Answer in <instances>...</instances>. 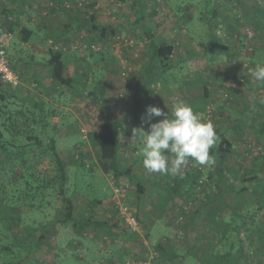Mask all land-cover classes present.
Returning a JSON list of instances; mask_svg holds the SVG:
<instances>
[{
    "label": "rangeland",
    "instance_id": "374dc122",
    "mask_svg": "<svg viewBox=\"0 0 264 264\" xmlns=\"http://www.w3.org/2000/svg\"><path fill=\"white\" fill-rule=\"evenodd\" d=\"M145 1L149 8L147 21L158 36L175 46L171 62L177 65L161 75L160 88L144 105L143 116L149 105L169 113L175 104L183 102L203 119L211 121L219 136L218 143L224 138L233 140L232 151L220 154L217 144L210 153L215 164L193 166L189 162L183 178L148 173L142 163L143 145L141 140L132 138L131 122L125 126L129 130L122 131L120 136L119 160L124 168H131L132 175L117 177L106 172L96 130L79 124L69 135L61 128L68 125L72 130L75 122L90 118L88 114L95 117L98 106L106 111V115L99 113V118L103 115L114 119L120 103L124 110V105L128 107L132 102L148 56L146 39L133 26L137 6L132 0L125 3L43 0L47 14L51 2L71 5L51 15L59 32L56 36L48 34L46 51L51 48L73 55L67 57V62L74 58L69 69L72 72L76 59L79 60L84 66V70L78 69L83 77L93 68L95 77L104 75L107 70L101 63L112 55L122 83L104 95L97 89L102 99L92 108L83 95L76 100L63 91L49 104L46 96L40 97L43 89L36 82L30 81L25 92L24 84L12 88L0 82V91L9 96L6 100L0 98V124L7 120L9 113H15L14 120L19 118L23 129H28L21 122L26 118L16 113L34 111L40 115L39 119L34 123L28 120V124L44 142L55 136L58 149L68 163L65 194L56 187L42 186L56 171L51 158L40 148L26 156L25 162L10 160L0 167V264L11 259L22 260L23 264H153L155 247L159 245L180 256L162 259L160 264H215L219 254L230 250L232 243L237 248L238 239L243 241L244 250H233V263L264 264V135L258 137L254 128L257 117L251 114L244 127L236 126L248 108L239 93L244 91L250 97L257 92L264 95V88L249 74L256 65L264 63V0ZM92 16L99 24L116 27V32L101 36L91 26ZM13 37L9 56L16 69L19 70V58L43 59L44 55L32 53L31 42L23 43L21 29ZM96 86L97 83L92 85ZM188 86L193 96L201 94L199 100L203 104H198V108L191 104L194 101H189ZM205 90L213 97L205 99L202 95ZM42 99L45 102L40 103ZM56 103L60 106H55ZM114 105H117L116 112L112 111ZM47 107L51 111L49 115ZM161 119L154 117L151 123ZM148 127V123L140 121L135 128L148 131ZM255 146L260 147L256 154ZM33 175L41 180V188L36 193L39 184L34 183L30 195L25 182ZM252 176L263 181L241 189L237 178ZM139 182L144 188L143 194L138 190ZM88 215L118 223L119 229L101 231L76 224ZM226 230L227 238L221 241ZM39 231H46L48 235L36 243ZM132 244L143 250L137 253L148 249V259L129 258ZM1 245H9L13 251L2 252ZM78 247H81L79 251Z\"/></svg>",
    "mask_w": 264,
    "mask_h": 264
},
{
    "label": "trees",
    "instance_id": "16d2710c",
    "mask_svg": "<svg viewBox=\"0 0 264 264\" xmlns=\"http://www.w3.org/2000/svg\"><path fill=\"white\" fill-rule=\"evenodd\" d=\"M121 3H125L128 0H119ZM137 6V16L134 19L133 26L139 31L144 38L146 39L147 44V63L143 71V75L139 86L136 88L134 92V97L132 100V109H133V128L137 127L141 121V117L144 113V105L149 101L151 96L158 91L160 88V77L162 74L166 73L169 69H172L177 63L171 62V57L173 56L175 46L172 43H169L163 39V37L158 36L157 31H155L150 23L147 21V12L149 10L145 0H132ZM52 3V2H51ZM50 3L49 11L50 15L56 14V12L60 9L64 10L63 5H58V3H54L56 7H52ZM91 26L94 30L100 31L101 36L105 37L108 33H115L116 27L112 25H103L96 22L95 17L92 16ZM68 27V25H65ZM64 27V28H65ZM10 31V30H9ZM13 33V32H12ZM14 34V33H13ZM22 41L27 43L32 35L33 30L28 29L27 27L22 28ZM14 38V37H13ZM12 46V43L10 47ZM9 47V49H10ZM8 49V52H9ZM65 53L61 50H50V54L48 58L45 60L46 65H48L51 69V79L54 87L66 86L76 90L78 93L82 94L86 85L83 81L76 79L73 73L70 71L68 65L65 62ZM1 82V81H0ZM3 84V83H2ZM85 85V86H84ZM264 88V86H262ZM87 98L94 103H99L94 97L92 92H87ZM264 96V95H263ZM0 98L2 100H6L9 96L4 92L0 91ZM27 113V111H25ZM18 114L25 117V121H21L26 123L28 129H23V126L19 124V118L14 120L15 113H9V116L6 118L7 120L0 124V167H4L6 163L10 160H21L23 162L26 161V156H29L33 153L36 148H40L45 155L49 156L54 163L55 171L54 177L51 179L44 181L42 183L43 187H56L60 193L65 194V186L68 180V171H67V162L63 154L58 149L57 139L55 136H51L47 141L41 138V136L36 132L35 128L30 124H28V120H32V123L36 122L39 119L38 116L31 111L29 113ZM31 123V122H30ZM128 131L122 122L118 120H112L103 123L99 129L97 130L98 144L101 153V159L103 163V169L106 172H112L115 176L120 177L123 175H132L131 168H124L120 163V155H121V140L120 136L122 131ZM233 143L227 138L222 139L218 143V153L220 154H228L232 151ZM263 149V148H262ZM252 155V153H251ZM226 170V168H224ZM237 181L242 186L241 189L246 190L249 188V185L252 182H260L263 181L261 177L252 176L251 178H237ZM26 187L29 188L28 192L30 195L32 194L31 189L34 186V183H41V180L32 176L31 179L25 182ZM38 185L39 192L41 187ZM138 190L141 194L144 193V188L142 183H138ZM28 193V194H29ZM35 193V194H36ZM33 194L32 196H35ZM30 195H26L27 197ZM13 199V198H12ZM20 200V197H18ZM71 205H68V208L71 210ZM140 208V205H138ZM68 209V210H69ZM137 220H140L139 217ZM76 224L101 231H110L119 229L118 223H112L109 221H104L91 215L86 216L83 219L77 220ZM47 231V230H46ZM39 231V236L37 237L36 243L42 242L43 239H47V232ZM240 234V232L238 231ZM228 230L224 231L221 241L227 238ZM238 234V236H239ZM240 238V237H238ZM3 246V245H1ZM2 252L8 250L10 252L13 251V248L9 245L3 246ZM81 247L76 248V250H80ZM136 245L132 244L131 252L129 254V258L131 259H148V249L145 252L137 253ZM233 250L237 252H243V241L238 239L237 248L235 245H230V250H227L224 253L219 254V258L217 263L215 264H235L231 260V255ZM179 255L169 252L165 249V247L159 245L155 247V259L153 264H160L159 261L162 259H178ZM24 261L19 260L15 262L13 259L8 261L5 264H23Z\"/></svg>",
    "mask_w": 264,
    "mask_h": 264
},
{
    "label": "crops",
    "instance_id": "0c3cea01",
    "mask_svg": "<svg viewBox=\"0 0 264 264\" xmlns=\"http://www.w3.org/2000/svg\"><path fill=\"white\" fill-rule=\"evenodd\" d=\"M0 1H1V3H0V30H8V31L10 30L14 34H18L19 30L20 29L22 30L23 27H27L28 29L33 30V35L31 37V39L27 42V44L30 42L32 43L31 47H33L34 51L32 50L33 52L32 51L31 52L33 54H35V55L38 54L40 56L44 55L43 59H41V60H37V58L30 59L28 61H25L24 59H21V58H19L17 60L18 67H19V70L18 69L17 70L19 72H20V70L23 71V74H22V72L20 73L22 84L25 85V87L23 88V91L25 92L26 88H27V84L30 81H33V82L38 83L42 87L43 91L39 95H40V97L46 96V99L50 102L49 104H51V101L53 98H59L60 93L63 91L66 92L67 95L70 94L69 96H71V98H75L76 100L79 99L78 96L83 95V98L90 101L86 96V94H87L86 90L82 94L78 93L77 91L75 93L74 90L72 91V88H70V87H66V86L54 87V85L52 83L51 69L45 63V60L48 58V56L50 54L51 48H48V51H46L47 47H46L45 43L47 44V41H49V40H47L48 34H50L52 36H56L58 34L59 31L56 30L55 28L58 29L59 26H54L56 23L55 18H52L50 13L47 14L45 12L44 7H43L44 6L43 0H18V1H16V0L15 1L0 0ZM57 12H59V10ZM54 15H57V14H54ZM16 19H19V21L21 23L16 22L17 21ZM52 21H53V23H52ZM60 25H61V23H60ZM12 42H13V40H12ZM33 42H38L39 45H37L36 43H33ZM23 43H25V42H23ZM68 56H73V55H69L68 53H65V59L64 60H65L66 64L68 65V67L71 64L73 67L74 58L71 57V59H70L71 61L67 62ZM113 62H114V57H112V55L108 56L106 59H104V61H102L101 67H104V69L107 70V72L104 75H101L99 77L98 76L95 77V75H94L95 68H93V71H91L90 73L89 72L86 73L83 77V75H81L79 73L78 69L84 70V66L77 59H76L75 69L72 68L73 69L72 73L76 79H79L80 81L81 80L87 81V83H85V85L89 89L88 92L93 91L94 87H92V85L97 83V86H96L97 88H94V93H92V94H93V97L98 102H99V99H102V96L98 95V93L96 92L97 89L104 95L106 93H111L113 89H116L117 87L121 86L122 82H121L119 75L117 73V70H116L117 64L114 67ZM120 62H121V60L116 61L115 63H120ZM3 86L6 87L4 84H3ZM19 87H21V86H19ZM19 87H17V88H19ZM188 88H189V93H190L189 101H190V103L192 101H194L191 104L196 105V107H194V108H198L199 107V106H197L198 104H201V105L203 104L199 100L200 99L199 95H201V94H198V97L193 96L191 91H190L189 86H188ZM51 89H52V91H51ZM23 91H21V92L23 93ZM210 91H211V89H210ZM210 91L205 90L203 92L202 95L205 99H210L213 97V95H209ZM56 93H58V94H56ZM256 94H257L256 96L250 97V96H248V94H245L244 91L242 92V94L239 93V98L243 102H245V104H247L248 108L246 110L244 109L245 113H242L244 115V117H242V119H240V120H237L236 126L242 124V127H244L247 124V120L252 118L251 116H249V114H251V115H253V117H257V123L254 125V128H257L258 137L259 136L262 137L264 135V118H262L263 117L262 114H264V96L262 94L260 95L259 92H257ZM133 97H134V95H133ZM39 102L42 103L45 101H44V99H42ZM95 104H99V103H95ZM95 104H94V102L90 101V107H92V108L95 107ZM55 106L58 107L60 105H59V103H56ZM116 106L117 105L113 106L114 109L112 111L116 112V109H117ZM118 106H120L121 108H119V110L116 112V114L118 116L114 119L106 118L103 115H102V117L99 118V113H104V115H106V111H105V109H103V110L100 109V106H98L99 108L94 110V114H95L94 116L95 117H93L92 113L88 114L89 116L91 115V117L90 118H81L80 120H78V122H75L74 128L72 130H69V129H71V126L68 127V125L62 127L61 129L63 131H65L67 134L72 135L73 130L76 131V129H78L80 127L79 124H81L84 127L91 128L92 130L97 131L103 123L108 122V121H112V120H118V121L122 122L124 126H129L131 124V122L133 121L132 120L133 119L132 102L130 103V105H128V107L126 105H124V110H122L121 103ZM254 108L257 109L256 112H255ZM45 109L48 110V115H49L51 112L49 107H47ZM74 113L76 115L78 114L76 112V110H74ZM220 113H222V111ZM89 116H87V117H89ZM54 120L56 121V117L54 118ZM253 121L255 122V118H253ZM261 124L263 126H261V131L259 132ZM138 126H139V124H138ZM228 140H230L235 145V142H233V140H231L230 138H228Z\"/></svg>",
    "mask_w": 264,
    "mask_h": 264
},
{
    "label": "clouds",
    "instance_id": "9594fccd",
    "mask_svg": "<svg viewBox=\"0 0 264 264\" xmlns=\"http://www.w3.org/2000/svg\"><path fill=\"white\" fill-rule=\"evenodd\" d=\"M254 81L264 86V64L250 70ZM154 117L163 119L151 123ZM141 122L148 123V131L133 128L132 138L142 142L143 167L148 173L179 176L189 162L193 166H212L215 159L211 153L219 141L214 125L195 113L190 106L178 102L171 112L159 107L147 106Z\"/></svg>",
    "mask_w": 264,
    "mask_h": 264
},
{
    "label": "built area",
    "instance_id": "2783aa9c",
    "mask_svg": "<svg viewBox=\"0 0 264 264\" xmlns=\"http://www.w3.org/2000/svg\"><path fill=\"white\" fill-rule=\"evenodd\" d=\"M79 4H81V2ZM51 6L56 7L53 2L51 3ZM63 6L66 8L71 7L70 3H65ZM12 40L13 33L11 31L0 30V81L5 86L17 88L21 84V76L20 72L12 65L9 56L8 49L12 43ZM253 149H256V152H254L256 154L258 153L260 147L255 146ZM117 191L121 193L120 190ZM133 222H135V219H133Z\"/></svg>",
    "mask_w": 264,
    "mask_h": 264
},
{
    "label": "bare ground",
    "instance_id": "6f19581e",
    "mask_svg": "<svg viewBox=\"0 0 264 264\" xmlns=\"http://www.w3.org/2000/svg\"><path fill=\"white\" fill-rule=\"evenodd\" d=\"M13 65V64H12ZM15 68V67H14ZM22 85V80H21V84H20V86Z\"/></svg>",
    "mask_w": 264,
    "mask_h": 264
}]
</instances>
